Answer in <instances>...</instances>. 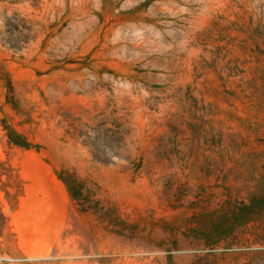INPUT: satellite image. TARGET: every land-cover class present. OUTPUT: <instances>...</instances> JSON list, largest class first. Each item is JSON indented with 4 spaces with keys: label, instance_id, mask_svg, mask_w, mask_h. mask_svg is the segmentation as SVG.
Wrapping results in <instances>:
<instances>
[{
    "label": "rangeland",
    "instance_id": "374dc122",
    "mask_svg": "<svg viewBox=\"0 0 264 264\" xmlns=\"http://www.w3.org/2000/svg\"><path fill=\"white\" fill-rule=\"evenodd\" d=\"M0 162V264H264V0H0Z\"/></svg>",
    "mask_w": 264,
    "mask_h": 264
},
{
    "label": "trees",
    "instance_id": "16d2710c",
    "mask_svg": "<svg viewBox=\"0 0 264 264\" xmlns=\"http://www.w3.org/2000/svg\"><path fill=\"white\" fill-rule=\"evenodd\" d=\"M7 138L10 144L25 148L30 147V143L28 142V140L13 129L7 130ZM2 164L3 163L0 162V165ZM0 175L1 176L4 175L8 181H12L13 191H9L8 189L4 190L2 188L1 191L4 192V196L6 200L9 201L10 210H15L17 208L19 199L23 195L24 183L20 178V176L17 174V172L16 173H12V171H9V173L0 172ZM0 217L4 220L6 226L10 228L8 217L4 215L1 210H0Z\"/></svg>",
    "mask_w": 264,
    "mask_h": 264
}]
</instances>
